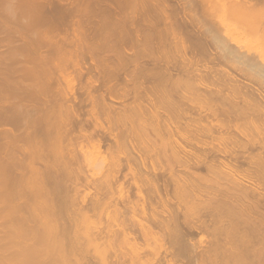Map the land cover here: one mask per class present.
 Listing matches in <instances>:
<instances>
[{
  "label": "bare ground",
  "instance_id": "obj_1",
  "mask_svg": "<svg viewBox=\"0 0 264 264\" xmlns=\"http://www.w3.org/2000/svg\"><path fill=\"white\" fill-rule=\"evenodd\" d=\"M0 264H264V0H0Z\"/></svg>",
  "mask_w": 264,
  "mask_h": 264
}]
</instances>
